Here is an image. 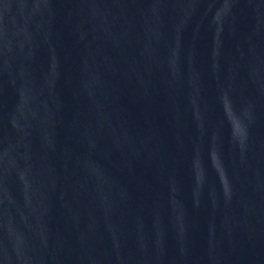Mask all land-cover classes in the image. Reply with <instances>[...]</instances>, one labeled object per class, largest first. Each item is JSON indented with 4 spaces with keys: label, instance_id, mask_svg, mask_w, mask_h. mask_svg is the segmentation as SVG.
<instances>
[{
    "label": "water",
    "instance_id": "95a60500",
    "mask_svg": "<svg viewBox=\"0 0 264 264\" xmlns=\"http://www.w3.org/2000/svg\"><path fill=\"white\" fill-rule=\"evenodd\" d=\"M0 264H264V0H0Z\"/></svg>",
    "mask_w": 264,
    "mask_h": 264
}]
</instances>
